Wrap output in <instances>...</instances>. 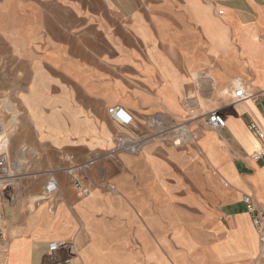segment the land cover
<instances>
[{"label":"crops","instance_id":"crops-1","mask_svg":"<svg viewBox=\"0 0 264 264\" xmlns=\"http://www.w3.org/2000/svg\"><path fill=\"white\" fill-rule=\"evenodd\" d=\"M0 38L24 116L11 152L27 148L29 174L0 191V264L62 262L70 245L75 264H264L244 203L264 207V141L248 128L264 130V101L235 97L264 94V0H2ZM213 111L223 130L205 125ZM159 114L195 119L197 143L114 152ZM89 162L82 195L65 170ZM50 171L59 192L37 204ZM51 242L67 246L50 258Z\"/></svg>","mask_w":264,"mask_h":264},{"label":"built area","instance_id":"built-area-1","mask_svg":"<svg viewBox=\"0 0 264 264\" xmlns=\"http://www.w3.org/2000/svg\"><path fill=\"white\" fill-rule=\"evenodd\" d=\"M238 100L259 99L264 101V94H251L244 90L242 87L237 88L236 96ZM109 116L120 127H132L134 124L133 117L124 108L116 106L108 110ZM195 119L187 120L180 123H174L169 120L166 115L159 114L153 116L149 123L148 128L151 132L150 135H140L136 131L130 133L120 134L115 143V153H128L139 154L148 143L154 138L167 139L176 146H185L187 144H195L198 141V133L192 129V123ZM207 128L220 131L226 127L225 119L218 111H213L208 114L204 121ZM250 132L259 140L264 141V130L255 121H252L248 126ZM28 157L27 148H22L17 156L0 150V191L12 188L15 189L20 180L27 175L26 171ZM254 160L264 159V149H261L252 154ZM90 162L81 166L71 165L65 171L73 179L74 187L82 195H88L89 189L82 185L77 177L78 171L87 169ZM35 176V175H33ZM59 192V184L54 172L46 173V185L42 197L36 200L37 204L41 202H54L56 194ZM246 212L249 215L252 225L259 238L260 244L264 245V207L253 196L247 195L244 198ZM6 229L5 216L0 204V239L3 238ZM67 244L61 242H51L48 245L47 253L50 258H53L57 252L66 247ZM73 257L62 261L54 262L53 264H75L74 260L78 257L77 251L73 245Z\"/></svg>","mask_w":264,"mask_h":264},{"label":"rangeland","instance_id":"rangeland-1","mask_svg":"<svg viewBox=\"0 0 264 264\" xmlns=\"http://www.w3.org/2000/svg\"><path fill=\"white\" fill-rule=\"evenodd\" d=\"M10 54H14L13 44L0 38V150L9 152L11 156H14L11 152L12 137L16 133L17 123L24 116L21 108L13 101L11 92L6 90L10 86L8 82L11 81V67L4 65V58L7 59L6 62L10 63V59H8ZM5 87L7 88L5 89Z\"/></svg>","mask_w":264,"mask_h":264}]
</instances>
